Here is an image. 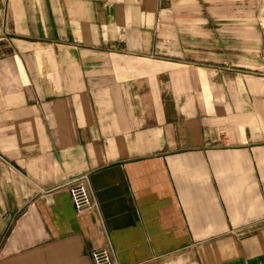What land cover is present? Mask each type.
Returning <instances> with one entry per match:
<instances>
[{
    "label": "crops",
    "instance_id": "1",
    "mask_svg": "<svg viewBox=\"0 0 264 264\" xmlns=\"http://www.w3.org/2000/svg\"><path fill=\"white\" fill-rule=\"evenodd\" d=\"M262 8L0 0V264H264Z\"/></svg>",
    "mask_w": 264,
    "mask_h": 264
},
{
    "label": "built area",
    "instance_id": "2",
    "mask_svg": "<svg viewBox=\"0 0 264 264\" xmlns=\"http://www.w3.org/2000/svg\"><path fill=\"white\" fill-rule=\"evenodd\" d=\"M68 191L77 213L93 211L101 217L99 202L93 193L88 175L80 176L68 184ZM106 241L105 248L91 252L90 259L92 264H119L113 245L107 236Z\"/></svg>",
    "mask_w": 264,
    "mask_h": 264
},
{
    "label": "rangeland",
    "instance_id": "3",
    "mask_svg": "<svg viewBox=\"0 0 264 264\" xmlns=\"http://www.w3.org/2000/svg\"><path fill=\"white\" fill-rule=\"evenodd\" d=\"M261 1H264V0H261ZM261 13V14H260ZM249 16H261L262 18H264V8H262L259 12V10H257L256 14L254 13V11L252 12V10H249Z\"/></svg>",
    "mask_w": 264,
    "mask_h": 264
}]
</instances>
